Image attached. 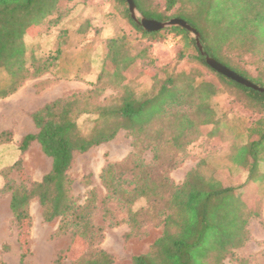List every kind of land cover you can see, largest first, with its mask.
Segmentation results:
<instances>
[{
    "label": "trees",
    "instance_id": "1",
    "mask_svg": "<svg viewBox=\"0 0 264 264\" xmlns=\"http://www.w3.org/2000/svg\"><path fill=\"white\" fill-rule=\"evenodd\" d=\"M75 1L0 0V99L54 69L61 44L42 55L35 47L27 48L25 37H36L41 28L57 27L71 14ZM110 1L113 21L122 19L124 27L106 41L102 70L91 88L30 113L36 133L20 139L19 153L37 143L51 166L37 182L26 177L20 161L10 167L19 180L17 184L7 180L3 187L10 193L13 223L22 235L30 220L29 203L37 200L43 220L58 219V234L70 235V264H113V256L99 248L103 228L94 222L98 210L109 227L126 222L125 241L141 236L147 224L161 227V236L145 253L132 256L131 264H223L247 240V222L257 215L240 200L239 192L244 184L261 180L257 173L264 167V92L211 69L187 30L171 27L146 32L130 18L125 0ZM133 2L148 20H183L198 32L209 57L264 88L263 75L251 77L238 62L255 54L264 69V0ZM60 31L58 37L63 40L68 31ZM167 35L177 40V62L192 60L215 79H205L200 70L179 67V63L170 69L155 68L150 43L161 42ZM134 41L141 43L139 48H134ZM135 68L149 77L148 90L136 93L128 85L127 73ZM106 88L115 93L100 101ZM219 94H231L257 115L245 129V142L234 146L231 154V164L245 175L244 181L225 186L215 175L206 174L204 162L199 161L181 184L173 183L168 172L188 157L189 147L204 133H215L220 118L211 101ZM81 115L93 117L86 133L76 123ZM119 131L130 137L132 152L125 161L102 168L99 178L106 195L99 206L94 189L78 204L71 197L68 176L74 155L111 141ZM10 141V132L0 133V145ZM145 152L151 153L150 162L142 157ZM110 202L125 214V220H113ZM75 246L80 249L74 253ZM26 255L23 249L19 264H26Z\"/></svg>",
    "mask_w": 264,
    "mask_h": 264
},
{
    "label": "rangeland",
    "instance_id": "2",
    "mask_svg": "<svg viewBox=\"0 0 264 264\" xmlns=\"http://www.w3.org/2000/svg\"><path fill=\"white\" fill-rule=\"evenodd\" d=\"M112 9L110 0H76L71 14L57 27L41 28L36 37H25L28 49L35 47L40 54L47 55L60 43L62 53L52 71L26 81L15 93L0 99V133H11V141L0 145V264H19L23 249H27L26 264H70L71 250H67L71 246V237L69 234H58L59 220L45 222L40 205L33 199L28 208L29 223L19 235L9 209L10 193L3 191V187L7 180L15 184L19 182L17 172L9 170L17 161L21 162L22 170L30 181H40L49 171L51 160L42 153L37 143L31 144L24 154L19 153L18 143L24 135L36 133L30 118L32 111L56 99L83 95L91 88V83L102 70L106 41L124 27L122 19L113 21ZM80 29L84 30L83 34L77 32ZM60 30L68 31L64 41L58 37ZM140 44L133 42L134 48H139ZM177 46V40L172 35H167L161 42L150 43V56L155 68L170 69L179 63V67L200 70L205 79H215L212 72L192 60L177 62ZM259 59L255 54L245 55L238 62L251 77L259 74L264 77ZM137 72L138 68H135L127 73V83L139 93L148 90L151 83L146 74ZM114 91L106 88L99 100L106 99ZM211 103L220 122L215 126V133H204L189 147L188 157L168 172L175 184H181L186 173L199 161L204 162L206 174L215 175L225 186H237L245 179V175L231 164V154L234 146L245 142V129L257 115L231 94H219ZM92 118L81 115L76 119L82 132L86 133L91 128ZM131 152L130 137L125 131H119L111 141L76 153L68 171L72 180L71 197L78 204H83L88 191L94 189L99 206L106 195L99 178L102 168L107 163L125 161ZM142 157L150 162L152 155L145 152ZM257 176L261 180L244 184L239 192L240 200L257 215L247 222V240L233 251L232 256L224 258L223 264H264V167L259 169ZM108 207L113 213V220H125V214L113 202ZM94 222L103 228L99 248L113 256V264H131V257L145 253L162 231L160 226L147 224L141 236L125 241L128 231L126 222L109 227V222L102 218L99 210L94 215ZM79 249L75 246L74 253Z\"/></svg>",
    "mask_w": 264,
    "mask_h": 264
},
{
    "label": "water",
    "instance_id": "3",
    "mask_svg": "<svg viewBox=\"0 0 264 264\" xmlns=\"http://www.w3.org/2000/svg\"><path fill=\"white\" fill-rule=\"evenodd\" d=\"M125 1L127 4V9H128L130 18L132 19V21L134 23L139 25L144 31L154 32V31H158V30H162V29H166V28H171V27H180L182 29L187 30L189 32V34L193 37L200 54L204 58L205 63L211 69H213L215 72L223 75L224 77H226V78H228V79H230V80H232L238 84H241L245 87L251 88V89L259 91V92H264V88H261L255 84L249 82L248 80L242 78L241 76H239L235 72L229 70L225 66L219 64L214 59L209 57L205 53V51L203 50V47L200 43V37H199L198 32L194 28H192L189 24L184 22L183 20L177 19V18H172V19H169L168 21H164V22L148 20V19L144 18L139 13V11L136 9V7L134 5L133 0H125Z\"/></svg>",
    "mask_w": 264,
    "mask_h": 264
}]
</instances>
